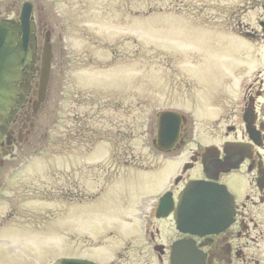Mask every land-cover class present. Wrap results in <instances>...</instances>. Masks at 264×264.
Listing matches in <instances>:
<instances>
[{"label":"rangeland","instance_id":"374dc122","mask_svg":"<svg viewBox=\"0 0 264 264\" xmlns=\"http://www.w3.org/2000/svg\"><path fill=\"white\" fill-rule=\"evenodd\" d=\"M105 4L92 2L88 16L67 28L65 88L49 117L50 130L3 174L0 207L32 210H17V218L1 221L6 225L0 229V264L91 257L93 245L106 242L100 251L112 254L117 240L106 241L109 232H117L120 244L122 236L136 231L124 218L149 210L181 166L155 147L158 114L180 112L194 139L208 143L204 135L222 126L215 107L221 96L235 102L243 94L240 85L264 78V32L247 39L233 27L240 22L264 28V0ZM89 57L91 62L78 64ZM80 96L97 100L94 111L89 102L81 110L97 122L94 128L104 125L111 133L95 136L92 151L80 146L76 135L66 146L61 143L59 118L72 126Z\"/></svg>","mask_w":264,"mask_h":264},{"label":"flooded vegetation","instance_id":"af4514ba","mask_svg":"<svg viewBox=\"0 0 264 264\" xmlns=\"http://www.w3.org/2000/svg\"><path fill=\"white\" fill-rule=\"evenodd\" d=\"M99 1L108 3V0H0V53L16 56L10 106L0 115V127L6 129L0 138V189L5 185L3 174L12 167V161L33 150L50 130L49 117L65 88L64 56L70 48L67 28L78 17L88 16L92 2ZM233 27L247 39L256 38L259 30L264 32L263 27L252 30L240 22ZM83 36L92 41L86 31ZM106 45L111 43L106 40ZM91 61V57L80 58L78 64ZM240 87L243 94L235 102L223 94L219 105L215 104L220 111L216 123L222 125V130L205 134L210 142L194 139L193 127L186 118L174 147L159 152L169 156L171 163H181L165 191L172 193L171 210H156L158 201L149 210H134L132 217L126 216L124 220L137 225L136 231L122 236L120 244L116 231L107 235L106 241L117 240L112 254L100 251L109 245L106 242V245H93L95 256L77 258L95 264H264V78L256 76ZM95 101L90 96L77 99V109L70 120L72 126L60 116L62 145L66 146L70 137L76 135L80 146L92 151L95 136L99 134L101 139L111 136L104 125L98 130L94 128L97 122L88 116L89 112L81 110L90 103L94 111ZM88 138L93 140L88 142ZM195 181L223 186L229 193L231 205L226 203L213 209L220 210L217 217L220 228L216 227V231L201 233L182 222L180 197L186 186ZM58 192L64 195V185ZM190 209L192 221L193 208H187ZM17 210L32 209L16 205L0 207V229L6 225L2 222L17 218ZM57 216L63 217L64 211H58ZM185 218L188 220V215ZM26 220L29 221V216Z\"/></svg>","mask_w":264,"mask_h":264},{"label":"water","instance_id":"95a60500","mask_svg":"<svg viewBox=\"0 0 264 264\" xmlns=\"http://www.w3.org/2000/svg\"><path fill=\"white\" fill-rule=\"evenodd\" d=\"M16 56L0 53V115L9 109V93L16 72ZM49 62L45 64V76H48ZM184 117L171 110L162 111L158 115V131L155 145L162 151L171 150L179 138L180 128ZM1 125V122H0ZM6 133L5 127H0V138ZM231 205L230 196L226 188L220 185L195 181L189 183L180 197V207L183 209V223L196 227L198 232H212L220 228L217 217L220 210L214 208ZM173 204L172 193H166L159 202L157 210H171ZM194 219L190 220V210ZM188 215V220L185 218ZM217 218V219H216ZM181 222V224H182ZM184 225V224H183ZM217 227V228H216ZM55 264H95L87 259L64 258Z\"/></svg>","mask_w":264,"mask_h":264},{"label":"bare ground","instance_id":"6f19581e","mask_svg":"<svg viewBox=\"0 0 264 264\" xmlns=\"http://www.w3.org/2000/svg\"><path fill=\"white\" fill-rule=\"evenodd\" d=\"M157 131H158V127H157ZM157 131H156V139H157Z\"/></svg>","mask_w":264,"mask_h":264}]
</instances>
